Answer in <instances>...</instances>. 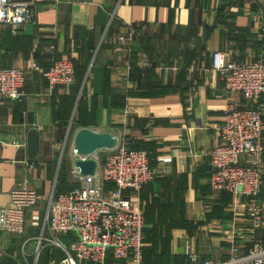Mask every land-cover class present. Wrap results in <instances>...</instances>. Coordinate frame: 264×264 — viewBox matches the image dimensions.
Instances as JSON below:
<instances>
[{"label": "crops", "instance_id": "obj_1", "mask_svg": "<svg viewBox=\"0 0 264 264\" xmlns=\"http://www.w3.org/2000/svg\"><path fill=\"white\" fill-rule=\"evenodd\" d=\"M34 1L32 20L17 32L0 24V69L32 60L47 69L70 60L75 80L50 90L29 72L22 101H0V206L8 205L15 188L35 191L37 201L24 213L27 240L37 241L43 228L61 165L68 175L74 168L72 140L81 128L110 133L149 155L155 179L131 195L150 234L143 235V264H188L186 245L201 261L227 260V235L235 229L245 231L247 241L263 240L264 214L262 229L248 230L251 200L215 195L209 183L210 152L220 142L225 111L243 104L212 70L213 54L243 64L264 62V0ZM121 37L129 41L120 45ZM33 128L39 151L29 159L26 141ZM71 132V152L58 157ZM20 238L0 232V264L32 261L38 243L24 256ZM61 241L67 245L71 238ZM43 248L44 264L62 258L54 246ZM106 264L130 263L109 257Z\"/></svg>", "mask_w": 264, "mask_h": 264}, {"label": "built area", "instance_id": "obj_2", "mask_svg": "<svg viewBox=\"0 0 264 264\" xmlns=\"http://www.w3.org/2000/svg\"><path fill=\"white\" fill-rule=\"evenodd\" d=\"M34 4V0H0V24L17 32L22 24L32 20ZM119 41L124 45L129 39L121 37ZM141 67L148 68L150 64L143 63ZM212 70L221 76L226 91L242 97L243 104H229L225 111V121L218 129L220 142L210 152L209 184L215 195L227 192L235 200H251L245 213L248 230L256 234L262 229L264 214V62L226 61L224 54L215 52ZM29 72L45 79L50 90L75 80L70 60L53 62L47 69L32 60L22 68L0 69V101H22L24 78ZM241 157L245 158L243 162ZM97 162L95 175L82 176L74 167L70 178L76 187L56 196L52 193L37 238L36 257L44 242L62 252V258L52 264H106L109 257L143 264L144 216L131 195L140 194L155 179L149 155L118 144L103 161ZM27 167L33 169V164ZM8 198V205L0 206V232L21 237L25 210L34 206L36 193L18 187L10 191ZM37 219L33 217L32 229L38 227ZM243 232L235 229L227 235L230 254L224 261H201L186 245L188 264H264V239L247 241ZM64 237L71 238L67 245L61 241ZM27 243L24 241L22 247Z\"/></svg>", "mask_w": 264, "mask_h": 264}, {"label": "water", "instance_id": "obj_3", "mask_svg": "<svg viewBox=\"0 0 264 264\" xmlns=\"http://www.w3.org/2000/svg\"><path fill=\"white\" fill-rule=\"evenodd\" d=\"M119 144L118 138L110 133H98L89 128L79 129L73 138V149L76 159L73 166L82 176H93L98 168L95 153L102 150L112 151ZM39 151V133L35 128L27 135L26 157L33 159Z\"/></svg>", "mask_w": 264, "mask_h": 264}, {"label": "rangeland", "instance_id": "obj_4", "mask_svg": "<svg viewBox=\"0 0 264 264\" xmlns=\"http://www.w3.org/2000/svg\"><path fill=\"white\" fill-rule=\"evenodd\" d=\"M73 132H71V134L69 135V137H67V139L68 140H66L67 142L64 144V147L61 149V150H59L58 151V154H57V156L59 157V156H63V158H64V155L65 154H67L68 152H71V150H70V147L69 146H71L70 144H71V136L74 134H72ZM72 144H73V140H72ZM68 149V150H67ZM73 151H74V149H72V154L74 155V153H73ZM112 153V151H109V150H102V151H98L97 153H95L97 156L99 155V160L101 159V161H103L104 159H105V157L106 156H108L109 154H111ZM102 155V156H101ZM69 175H70V173H69ZM68 180H69V178H68ZM70 182V181H69ZM42 228V225H40V228L38 229V233H37V235H35V236H37V238H38V236H39V232H40V229ZM24 236V235H23ZM45 236H46V232H45ZM27 240V235L25 234V236L24 237H22L21 236V238H20V240H18V242H19V246H20V251H21V253L22 254H24V256L25 255H27V253L30 251V253L29 254H32L31 252L36 248V245H37V241H36V238H35V240H28V242L29 243H27L25 246H24V248L22 247L23 246V242L24 241H26ZM46 243H42V244H40V247H39V250H40V256H41V252L44 250V252L47 250V249H44L43 248V246L45 245ZM43 252V253H44ZM21 255V254H20ZM21 257H22V255H21ZM32 259V261L31 262H28V264H38V261H39V258L37 259L36 258V255L34 254V256L31 258ZM23 262V260L21 261L20 259H19V264H23L22 263Z\"/></svg>", "mask_w": 264, "mask_h": 264}, {"label": "trees", "instance_id": "obj_5", "mask_svg": "<svg viewBox=\"0 0 264 264\" xmlns=\"http://www.w3.org/2000/svg\"><path fill=\"white\" fill-rule=\"evenodd\" d=\"M132 150H139V149H133L132 148ZM211 174H212V171H210V175ZM68 176L69 175L66 172L64 165L62 164L61 165V169H59L58 176H57V179H56V185H55V188H54V196H56L58 194H62V193H67V192L73 190L76 187L75 183L69 182ZM144 233H146L145 236H150V234H148V232L145 231ZM143 252L145 253V250H143ZM59 258H61V257H59ZM144 258H145V254H144ZM46 261H47L46 260V255L45 256H42V255L39 256L38 264H44ZM8 264H14V263H12V262L9 263L8 262Z\"/></svg>", "mask_w": 264, "mask_h": 264}]
</instances>
